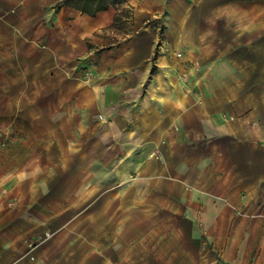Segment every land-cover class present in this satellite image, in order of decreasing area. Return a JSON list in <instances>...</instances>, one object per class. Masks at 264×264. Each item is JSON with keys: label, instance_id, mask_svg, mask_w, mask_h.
Listing matches in <instances>:
<instances>
[{"label": "crops", "instance_id": "obj_1", "mask_svg": "<svg viewBox=\"0 0 264 264\" xmlns=\"http://www.w3.org/2000/svg\"><path fill=\"white\" fill-rule=\"evenodd\" d=\"M62 1L0 0V264H264V0Z\"/></svg>", "mask_w": 264, "mask_h": 264}, {"label": "trees", "instance_id": "obj_2", "mask_svg": "<svg viewBox=\"0 0 264 264\" xmlns=\"http://www.w3.org/2000/svg\"><path fill=\"white\" fill-rule=\"evenodd\" d=\"M125 0H63L62 4L73 7L83 13L93 14L98 11L107 10L111 6H119ZM132 18V9H122L115 18V25L123 28Z\"/></svg>", "mask_w": 264, "mask_h": 264}, {"label": "built area", "instance_id": "obj_3", "mask_svg": "<svg viewBox=\"0 0 264 264\" xmlns=\"http://www.w3.org/2000/svg\"><path fill=\"white\" fill-rule=\"evenodd\" d=\"M147 24L148 25H152L153 24V21L152 20H149L147 21ZM154 28H156L158 31H160V27H158L157 25H154ZM178 56H181L180 54ZM100 119H102V117L100 116Z\"/></svg>", "mask_w": 264, "mask_h": 264}]
</instances>
